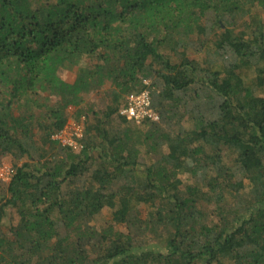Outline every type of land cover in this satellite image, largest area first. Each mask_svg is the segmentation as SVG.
Listing matches in <instances>:
<instances>
[{"label":"trees","instance_id":"1","mask_svg":"<svg viewBox=\"0 0 264 264\" xmlns=\"http://www.w3.org/2000/svg\"><path fill=\"white\" fill-rule=\"evenodd\" d=\"M263 13L264 0H0V264H264ZM107 84L81 150L54 139ZM142 90L156 119L137 123L120 110Z\"/></svg>","mask_w":264,"mask_h":264},{"label":"rangeland","instance_id":"2","mask_svg":"<svg viewBox=\"0 0 264 264\" xmlns=\"http://www.w3.org/2000/svg\"><path fill=\"white\" fill-rule=\"evenodd\" d=\"M262 17L264 20V13H263ZM242 29H243L242 27H239L238 30H242ZM190 50H192V52H189V58L198 60V55L195 52H193V50H195V49H190ZM200 60H202V58H200ZM75 74H76V68H73L72 70L62 69L59 72V76L68 82H72L74 80ZM144 80L147 83L152 82V80L150 78L144 79ZM109 94H110V87H109V84H107L104 89H101L99 91H96L94 93H91V94L85 96L83 103L79 106L80 108L70 107L67 109L70 118H73L76 116H78V117L80 116V118H83L82 115H85L86 120H90V118L92 117L90 114V110L92 109V110H96V111L100 112V110L103 108L101 106H102L103 102L108 99ZM23 109H25V108H23ZM14 111H19V110L15 108ZM43 116H44V111L37 110V112H35V118H38L41 120ZM186 126H189V124L186 123ZM39 135H40L39 131H36L35 136H39ZM2 161H5L6 163L9 162V161L4 160V159ZM179 178L182 180V185H181L182 188H184L185 185H187V184H192V182H193L192 181L193 179H191L190 176H188L187 174L179 175ZM140 210H141L142 216L144 217L148 213L149 207L142 206ZM206 211L209 212L210 214H213L212 207H210V206L206 207ZM213 216H214V214H213ZM109 224H112L111 223V210L108 208H104L102 211V215L99 218V221L97 222V227L98 228H100L101 226L105 227V226H108ZM10 225H11V222L9 219H7L6 223L3 225V229L7 230V228ZM116 228L121 230V231L125 230V228L123 226H116Z\"/></svg>","mask_w":264,"mask_h":264},{"label":"built area","instance_id":"3","mask_svg":"<svg viewBox=\"0 0 264 264\" xmlns=\"http://www.w3.org/2000/svg\"><path fill=\"white\" fill-rule=\"evenodd\" d=\"M120 114L124 115L127 119H134L137 123H140L146 117L156 119V114L149 109V97L146 90L126 96V103L122 106ZM83 132V118H80L78 121L69 120L63 130L53 135V138L60 140L62 145L79 151L82 148L80 140L83 137ZM11 175L12 167L10 164L4 162L0 166V179L8 181Z\"/></svg>","mask_w":264,"mask_h":264}]
</instances>
